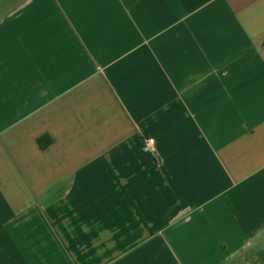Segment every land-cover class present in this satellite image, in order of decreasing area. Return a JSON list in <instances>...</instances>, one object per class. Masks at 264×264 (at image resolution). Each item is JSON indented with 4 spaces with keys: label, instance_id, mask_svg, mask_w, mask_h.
Returning a JSON list of instances; mask_svg holds the SVG:
<instances>
[{
    "label": "crops",
    "instance_id": "1",
    "mask_svg": "<svg viewBox=\"0 0 264 264\" xmlns=\"http://www.w3.org/2000/svg\"><path fill=\"white\" fill-rule=\"evenodd\" d=\"M0 264H264V0H0Z\"/></svg>",
    "mask_w": 264,
    "mask_h": 264
},
{
    "label": "trees",
    "instance_id": "2",
    "mask_svg": "<svg viewBox=\"0 0 264 264\" xmlns=\"http://www.w3.org/2000/svg\"><path fill=\"white\" fill-rule=\"evenodd\" d=\"M50 143H51V139L50 138H48L47 142H45L44 138H40L39 139V145H40V147L42 149H46L49 146Z\"/></svg>",
    "mask_w": 264,
    "mask_h": 264
},
{
    "label": "built area",
    "instance_id": "3",
    "mask_svg": "<svg viewBox=\"0 0 264 264\" xmlns=\"http://www.w3.org/2000/svg\"><path fill=\"white\" fill-rule=\"evenodd\" d=\"M153 145H154V140H149L148 142H147V145H146V150H152L153 149Z\"/></svg>",
    "mask_w": 264,
    "mask_h": 264
}]
</instances>
